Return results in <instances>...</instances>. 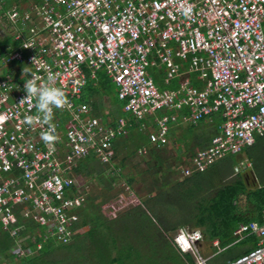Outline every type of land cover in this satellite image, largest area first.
<instances>
[{"label": "built area", "instance_id": "1", "mask_svg": "<svg viewBox=\"0 0 264 264\" xmlns=\"http://www.w3.org/2000/svg\"><path fill=\"white\" fill-rule=\"evenodd\" d=\"M5 2L0 0V5ZM4 27L12 39L0 62L4 228L12 226L14 208L25 205V217L68 241L69 225L77 220L71 209L84 199L71 195L70 171L88 157L109 163L115 141L128 131L125 118L104 123L89 114L91 108L83 102L91 74L100 70L115 84L126 113L155 116L153 141L165 137L175 121L173 116H158L160 112L189 106L194 124L222 115L221 133L197 152L195 170H206L264 137V0H41L30 10L16 5L6 9ZM154 51L167 66L166 84L180 71L176 57L190 63L204 87L199 90L185 79L175 91L160 90L149 71ZM34 75L40 82L55 76L68 99L64 108L53 109L51 124L58 136L53 144L42 140L48 124L25 121L26 116H39L35 98L21 102L26 97L24 84ZM183 172L191 174L189 169ZM262 218V224H242L234 231L237 238L257 234L260 242L226 264H264V210ZM11 234L18 236V229H11ZM202 240L200 230L186 227L175 236L178 249L191 252L197 264H204ZM10 253L21 258L32 250L18 243ZM0 264L14 263L9 259Z\"/></svg>", "mask_w": 264, "mask_h": 264}, {"label": "trees", "instance_id": "2", "mask_svg": "<svg viewBox=\"0 0 264 264\" xmlns=\"http://www.w3.org/2000/svg\"><path fill=\"white\" fill-rule=\"evenodd\" d=\"M13 1L7 0L2 7L4 6L7 9L12 5ZM2 7L0 5V14L6 10L4 8L1 9ZM0 42L3 43L2 41ZM156 58L158 59V56ZM150 71L158 83L159 78L155 74V68H150ZM197 74L199 73L197 72ZM197 74L193 75L194 79L192 84L201 89L204 86V82L197 79ZM114 88L115 84L102 72L96 79L90 78L84 92L83 102L90 105L96 116L99 117L102 115L104 120L107 118V115L102 113V98L104 94L109 95L111 99L113 98L112 102L114 101L113 103L120 106L121 111L118 112L120 116H115L116 114L114 116L116 117V122H118L120 117L127 120L128 132L122 137L125 142H115L110 153L113 154V157H116L121 144L126 145L128 142L127 148L129 150H127V156L121 161V166L116 164L111 170V163L98 162L92 164L95 163L92 162L93 159H96L93 156L88 157L84 162H79L78 166L72 168L70 173L74 179V184L71 187L70 193L71 195H77V197L84 199L79 206L71 209V214L75 215L77 220L72 221L69 225L71 230L67 242L51 235L47 225H41L34 218L25 217L27 209L25 205L16 206L13 210L15 219L12 226L10 228H4L0 223L1 262L10 259L14 264H75L72 254L78 253V255L86 259L85 261L88 260V257L91 258L94 255L98 256V258L102 256V259L97 264H116L120 262H123L122 264H138L139 259L143 258V254L160 250L165 244V241H168V246H171L176 252L179 264H194V258L190 254L181 252L177 248L173 238L166 235L169 231L174 232L177 227L161 224L157 218L158 214L154 211V203L149 204L153 202L154 198L143 201L139 197V192H133L136 183L144 185V189L149 194L154 193L159 185H162V187H170L171 177L167 178L165 176L167 174L171 176L173 172H177L178 170L175 166H172L171 163L165 166L164 160L160 157L157 158V164L153 162L154 160L148 161L147 158H144L143 162L146 161L145 170L136 172V174L130 173L127 175V178L122 173L123 168L128 167L127 160L137 158L139 151L143 149V145L148 144L151 139L150 135L147 137L143 133V123H145V120L143 118L133 117L124 111V102H119ZM159 89L163 90L161 86ZM113 94L115 96H112ZM222 121H225L224 118ZM148 129L150 134L155 131V127L151 125ZM132 143L134 144L133 149H131ZM154 151L150 150L149 153L151 154ZM219 161L214 163L215 167H217ZM210 166L208 168H212ZM105 167L110 168L108 173H112L111 176H105ZM256 167L257 169L259 168L258 164ZM88 175L91 176V179H99L98 183L103 189L98 194L91 196L87 193V187H85L83 179ZM119 178L122 180L120 179L118 181ZM123 183L125 185L124 187L128 188L134 194L137 202L122 212H117L113 216H106L107 210H110L108 208L109 206L120 204L125 198H128V192L121 186ZM141 191H143V188ZM242 191L239 187L227 186L221 192L222 194L214 199L212 203L203 206L205 210L203 215L207 217L209 214L208 217L210 219L212 218L211 220L218 217L223 218L227 207L231 206L237 200ZM248 198L259 209L264 207V181H262V188L257 192L249 194ZM13 228L18 229V236L11 234V229ZM206 230L209 232L211 239L220 237V226L216 222L208 225ZM163 235L168 237L167 240L165 239L166 237L161 238ZM18 243L27 245L32 250V254L21 258L12 255L10 251ZM39 244H41L40 249H38ZM229 244V241L224 240L220 243L223 248ZM236 257L229 254V257H225L222 260L227 262Z\"/></svg>", "mask_w": 264, "mask_h": 264}, {"label": "crops", "instance_id": "3", "mask_svg": "<svg viewBox=\"0 0 264 264\" xmlns=\"http://www.w3.org/2000/svg\"><path fill=\"white\" fill-rule=\"evenodd\" d=\"M40 2L41 0H14L10 7L16 5L24 10H30V8ZM5 3L1 4V7L2 5H5ZM3 8L4 6L1 9ZM4 18L5 11L0 14V21H3V23ZM1 30L7 31L5 27L4 29L1 28ZM0 41L3 42H0L1 62V59L6 56L10 50L12 39L9 34L5 35L3 34V31L2 33L0 31ZM154 52L150 68H155V74L159 78L158 83L156 82L155 77H153L154 75L151 73L150 69L149 71L158 88L161 86L163 90L175 91L179 84L185 79H188L193 86V75L197 74V72L190 70V63L188 61H183L176 57H173V59L175 62L179 63L180 71L169 84H166L164 79L167 66L160 63L159 59L156 58V56H158L157 52ZM1 64L2 63H0V65ZM100 72H104L108 76L104 70H100L95 73L94 76L91 74L90 78L96 79ZM109 79L111 80L110 77ZM197 79L203 81L199 74H197ZM114 92L117 93L116 86ZM114 94L112 96H115ZM104 98H107V101L102 102L103 109L106 107L109 108V110L106 120H104L102 115L99 116V118L104 123L115 122V116H118V112L121 111L120 106L113 103V98L111 99L109 95L104 94L102 100H104ZM119 102L121 103L120 100ZM89 114L96 116L94 111H92V108ZM163 115L173 116L175 121L170 124L168 134L157 141H153L152 139V136L157 133V125L154 121L155 116L143 117L145 120V123H143V133L146 134L147 137L150 135L151 139L148 144L143 145V160L144 158H147L148 161L154 160L153 162L157 164V158L160 157L165 163H171L172 166H175L178 171L173 172L171 176L168 174L165 176L167 178L171 177L170 187H162V185H159L154 193L149 194V192L144 189L143 185V201H148L150 198H154L153 202H150L149 204L154 203V211L158 214L157 218L162 225L177 227L176 230L186 227L190 230H200L202 232L203 240L199 243V249L202 258L204 259V264H208L212 260L214 261L212 264H224L226 261L222 259L229 257V254L233 255V257L237 256L236 258H238L239 256L248 253L260 242L259 235L249 234L244 238H237L234 236V231L242 224H248L251 222H257L259 224L263 223L262 216L264 207L259 209L251 202L248 195L257 192L262 188V181H264V137L258 136L253 146L245 148L244 151L239 154L227 155V158L224 157L225 159L223 158L219 161L217 167L212 164L210 166L212 168L195 170L193 167V159L197 152L207 148L211 139L221 133V128L224 123L222 121V115L220 113L212 114L195 124L190 120L191 110L189 106L172 108L158 114V116ZM150 125L155 127V131L151 134L148 129ZM122 137L118 138L115 142H125ZM127 147L128 142L126 145L121 144L117 156L113 157L109 163L113 164L116 161H122L127 156L124 155L127 153V150H129ZM150 150L155 151L150 154ZM120 156H123L121 157L122 159L119 158ZM84 161L85 160H81L79 162ZM92 162H95L93 164H96L100 161L96 158L93 159ZM144 163L146 165V161ZM257 164L259 167L258 169L256 167ZM187 169L191 170V174H184L183 171ZM227 186H236L243 191L237 200H235L231 206L227 207V211L223 218L218 217L211 220L212 218L210 219L208 217L209 214L207 217L204 216L203 213H205V210L203 206L212 203L214 199L222 194L221 192ZM130 195L134 194L131 192ZM132 198L135 199V197L131 196V203L134 202ZM214 222L220 226V237L211 239L210 234L206 229L208 225H211ZM222 240L229 241L230 244L223 248L220 245ZM186 254H190L194 258V264H197V260L191 252ZM219 258L220 260H218Z\"/></svg>", "mask_w": 264, "mask_h": 264}, {"label": "rangeland", "instance_id": "4", "mask_svg": "<svg viewBox=\"0 0 264 264\" xmlns=\"http://www.w3.org/2000/svg\"><path fill=\"white\" fill-rule=\"evenodd\" d=\"M1 28L4 29V23L3 21H0V31L2 33L3 31V34H7L8 31H5V30H1ZM9 34V33H8ZM102 73V72H100ZM97 76H99V74ZM107 98H104V102L107 101L106 100ZM108 110L109 108H106L105 109H102V113H105L106 115L108 114ZM139 142V141H138ZM133 143L131 145V149H133ZM125 153V152H124ZM124 155H127V153H125ZM121 157L123 156H120L119 158L122 159ZM236 158V156H235ZM93 164V163H92ZM113 164H117V165H120L121 166V161H116L115 163ZM110 167L111 170L112 168L115 166L113 165ZM165 166H168L167 163L164 164ZM110 166V165H109ZM127 166L126 168H123L122 170V173L124 175H126V178H127V175H129L130 173H134L136 174V172H141L145 169V164L143 162V152L142 153H139L138 157L135 158V159H132L130 158L128 160V163H127ZM110 168L108 167H105V176H111L112 173H108ZM112 172V171H111ZM121 178L118 179V181L120 180ZM98 178H92L91 179V176L88 175V176H85V178L83 179V182L85 183V187L86 190H87V193L89 195H93V194H98L99 191H101L103 188L102 186L98 183ZM122 180V179H121ZM122 187H124V183L121 184ZM143 188V185L141 183H136L135 186H134V190L133 192H139V197H141L143 199V191H141ZM125 191L128 192V198L122 202H120V204H116L115 206L114 205H111L109 206L108 208L110 210H107V213H106V216H113L115 213L117 212H122L124 210H126L127 208H129L131 205H133L134 203H136V198L133 199V203L130 202V198L131 196L134 197V195H130L131 191L128 190V188L124 187ZM89 191V192H88ZM117 201V200H116ZM114 202V200H113ZM166 239V238H165ZM167 240V239H166ZM168 241H165V244L163 245V247H161L160 250H155V251H151V252H147L145 254H143V258L139 259V263L138 264H179V259L176 255V252L172 249L171 246H168ZM164 246H166V248H164ZM164 248V249H163ZM77 254H72V258L74 259V263L75 264H84V261L86 259H84L83 257H81V255H78ZM81 257V258H80ZM221 258V257H220ZM219 258V259H220ZM88 260L85 261V264H97L101 259H102V256H100V258H98V256H92L91 258L88 257L87 258ZM218 259V260H219ZM214 261H210L208 264H212ZM123 262H120V263H116V264H122Z\"/></svg>", "mask_w": 264, "mask_h": 264}, {"label": "clouds", "instance_id": "5", "mask_svg": "<svg viewBox=\"0 0 264 264\" xmlns=\"http://www.w3.org/2000/svg\"><path fill=\"white\" fill-rule=\"evenodd\" d=\"M25 69L23 70V73ZM24 91L26 97L21 101H31L33 98L36 100V108L39 116L34 118L26 116L25 121L29 125L34 123V119H41L44 123L49 125L48 131L43 132L42 140L46 144H53L57 142L58 136L55 134L56 129L51 120L53 118V109H62L68 104V99L65 91L61 87L56 86V78L53 75L47 77V82H40L39 76H33L24 84ZM179 230L173 232V240L179 233ZM176 244V243H175ZM177 246V245H176ZM178 248V247H177Z\"/></svg>", "mask_w": 264, "mask_h": 264}, {"label": "flooded vegetation", "instance_id": "6", "mask_svg": "<svg viewBox=\"0 0 264 264\" xmlns=\"http://www.w3.org/2000/svg\"><path fill=\"white\" fill-rule=\"evenodd\" d=\"M166 235H167L168 237H170V238H173V237H172V236H173L172 231H169V233H167ZM164 237H166V236L163 235L161 238H164ZM168 237H166V239H167Z\"/></svg>", "mask_w": 264, "mask_h": 264}]
</instances>
